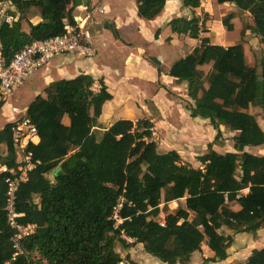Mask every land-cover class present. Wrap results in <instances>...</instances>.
I'll return each mask as SVG.
<instances>
[{"label": "trees", "instance_id": "trees-1", "mask_svg": "<svg viewBox=\"0 0 264 264\" xmlns=\"http://www.w3.org/2000/svg\"><path fill=\"white\" fill-rule=\"evenodd\" d=\"M216 3L249 14L253 25L247 29L264 45V0ZM3 4L8 5L5 13L14 17L0 31L5 63L32 42L63 35L64 18L74 23L68 7L75 0H0V8ZM165 4L136 0V10L143 20L152 21ZM182 6L195 10L200 0H182ZM31 8L38 10L40 21L29 23L25 33L21 17ZM233 18L229 14L221 20L227 32L233 30ZM205 22L195 15L168 22L172 34L198 44L172 63L167 75L186 85L190 118L208 122L215 140L220 127L234 133L233 151L220 154L209 143L206 153L196 158L199 167H193L176 151H159L148 120H117L99 131L102 107L112 99L104 82L84 73L54 81L43 90L44 97L36 96L26 108L39 136V143L28 147L38 164L18 189L16 210L22 215L19 222L35 229L20 241L16 256L11 243L15 232L6 223L5 176L0 175V264H139L122 258L117 244L123 249L140 245L163 264H189L203 243L212 252L204 262L218 263L228 258L233 235L264 231V155L246 150L264 146V131L249 112L259 109L264 121V58L249 66L242 43H210L202 36L208 33ZM105 28L119 37L113 25ZM149 62L160 74L159 63L152 58ZM206 65L210 69L204 73ZM10 127L7 123L0 130V145L5 146L0 164L8 167L15 165ZM182 199L183 206L167 214L161 226L160 204ZM119 203L117 223L112 217ZM232 203L238 210L230 208ZM236 264H264V246Z\"/></svg>", "mask_w": 264, "mask_h": 264}, {"label": "crops", "instance_id": "crops-1", "mask_svg": "<svg viewBox=\"0 0 264 264\" xmlns=\"http://www.w3.org/2000/svg\"><path fill=\"white\" fill-rule=\"evenodd\" d=\"M95 1L75 0L76 5L73 7L70 5L68 7L71 10L73 20L78 21L83 18L85 16L84 9L91 3L95 5ZM125 2L126 0H118L119 15H109L104 21L97 20V22L94 21L96 13L102 10L101 14H107L109 6H92L96 8V11L94 12L92 23L89 26L91 38L87 43L92 55L88 57L64 55L54 57L43 69L35 72L25 82L23 87L15 93L14 101L16 100V94L18 92H23L25 96L26 94H30L31 97L27 105L23 107L26 109L36 96H45L43 90L50 83L57 80L72 79L80 73H84L96 81L102 80L107 87V91L112 96V99L102 107V112L98 119L99 128L97 130L99 131L103 130V128H108L117 120L126 119L132 122L148 120L152 125V137L155 135L153 129L162 134L161 127L166 125L172 126L173 128L166 129L168 130L167 135L169 139L179 134L183 125H188L197 120L204 121L190 118L186 110L187 102H189L186 96V85L176 83L167 75L171 64L191 53L198 42L186 36H178L170 32L167 24L172 19L171 14H169L171 12L165 17H162L166 9L167 1L163 11L152 21L143 20L138 15L136 0L134 1L131 17L128 16L125 12L127 7ZM39 21L40 18L38 19ZM38 22H30V24H37ZM28 24L22 29L25 33L29 32ZM107 25L114 26L119 35L118 38H114L112 33L105 28ZM210 26L211 23L206 24L205 29L208 33L202 34L203 37H210L212 33ZM158 29L160 33L155 38V33ZM214 39L216 41L215 45L221 46L220 42L223 41V38L217 36ZM165 45L173 48L181 45L182 49L185 47L187 49L180 55L176 53L178 57L168 59L160 51ZM145 54H148L149 59H155L159 63L160 74H158L155 66L149 62V59L147 61L144 57ZM110 76H114L117 81L118 88L115 91H118V97L111 91ZM131 78H140L142 80L140 82L147 83L150 88L149 95L142 96L138 99L131 96L129 90L127 92ZM170 114L173 116L169 117ZM102 121L105 122V126L101 123ZM64 123L67 124L66 119H64ZM170 123L176 124V128ZM152 139L155 142L154 137ZM178 150L171 148L165 152L176 151L180 155ZM186 154L188 153L186 152ZM262 155H264V150ZM236 210H238V207L234 211ZM260 231H257L255 236H258ZM211 257L212 252L209 251L204 256V259Z\"/></svg>", "mask_w": 264, "mask_h": 264}, {"label": "rangeland", "instance_id": "rangeland-1", "mask_svg": "<svg viewBox=\"0 0 264 264\" xmlns=\"http://www.w3.org/2000/svg\"><path fill=\"white\" fill-rule=\"evenodd\" d=\"M134 1L135 0H126L125 2V5L127 6L125 12L130 17H131ZM166 1H167L166 9L162 17H165L169 12H171L169 14H171L172 18L175 17L189 18L193 15H197L201 19L206 20L205 28L207 23H211L210 27L212 29V33L209 37L210 43L215 44L216 41H214L215 40L214 38H216L217 36L223 38V41L220 42L221 46L223 47H229L237 43H242L245 60L249 66H255L256 64H258L261 58H264V45L260 44L258 39L254 37V35L251 34L250 31L247 29L248 27L253 25L252 19L249 16V14L239 12L231 4L219 5L216 3V0H204V6L202 7L199 6L195 10L184 8L182 6V0H166ZM94 3L95 5H92V3L87 5V8L84 9V13H86L85 10L91 11L96 9L92 6L95 7H101L102 5L109 6V11L107 12V14H101L99 12L96 13L94 19L95 22H97V20L104 21L106 17H108L109 15H113V14L119 15L118 0H96ZM7 7L8 5L3 4L1 9L6 10ZM229 14L234 16V18L230 21L231 24L233 25L232 32H227L221 24V20L226 16H228ZM21 18H22L21 28L23 29V27H26L27 24L30 22L31 23L38 22L39 12L37 9L31 8ZM241 37H242V41H240ZM186 49L187 47L182 49L181 45L180 46L177 45V47L175 48L165 45L163 48L160 49V51H162L166 55V58L172 59L173 57H178V55L186 51ZM176 53L178 54L177 56ZM144 57L148 61L149 59L148 54H145ZM209 69H210V65H206L201 68V70L204 73H207ZM109 79H110L111 91L116 95V97H118L119 96L117 94L118 91H115V89L118 88L117 81L114 78V76H110ZM140 81H142L140 78H131V82L129 83L130 86H128L129 89H127V92L129 90L130 95L136 99L142 96H148L150 91L149 85H147V83L144 84ZM95 88L98 89V84H96ZM16 95H17L16 100L12 101V103L19 107H25L31 97L30 94H26L25 96L23 92L22 93L18 92ZM249 112L255 116L257 123L264 131V121L262 120L261 111L257 108H250ZM172 116L173 115L171 114L169 115V117ZM10 119L11 118H10V114L8 113V106L1 108L0 130L9 122ZM101 123L104 126L106 125L104 121H102ZM172 125L174 126V128H176V124H172ZM161 128H162V134H160L159 131L153 129V132L155 133L153 137L155 142L157 143L159 151L165 152L167 149H171V148H175L177 150L179 149L178 150L180 152L179 156H181L182 162L185 164H190L193 167H199V163L197 162L196 158L206 153L207 151L206 146L208 143H212V149L220 154L233 151L232 149L233 143L231 138L234 135V133H231L227 129L220 127V136L217 140H215L216 131H214L206 121L197 120L188 125H183L179 134L169 139L167 132L169 129L173 127L166 125ZM4 150H5V146L0 145V155H2ZM247 150L251 154L262 155L264 146L261 148H248ZM186 152L188 154H186ZM183 204H184V199L178 201V203L171 202L165 206L163 204H160V209L162 210V212L158 219L162 220L167 214L174 213L177 206L178 205L183 206ZM237 207L238 206L235 205L234 203L230 204V208L232 210L237 209ZM219 232L225 235L231 233L230 231H227L225 229L223 230L221 229L219 230ZM263 232H264L263 230L260 231L258 236H255V234L252 235L246 233L233 235L234 241L228 251V258L227 260H225V262H218V263L204 262V256L208 254L209 250L206 247V245L203 243L201 247V253L196 254L189 264H227V263L236 264L238 262H243L246 260L247 256L250 255L253 249H260L261 247L264 246ZM126 240L129 243L133 242V240L127 238ZM116 251L122 258L129 256L131 260L139 264H163L160 261H158L156 258H153L152 256L145 253L140 245H135L129 249H123L119 244H117Z\"/></svg>", "mask_w": 264, "mask_h": 264}, {"label": "built area", "instance_id": "built-area-1", "mask_svg": "<svg viewBox=\"0 0 264 264\" xmlns=\"http://www.w3.org/2000/svg\"><path fill=\"white\" fill-rule=\"evenodd\" d=\"M200 6H204V0H200ZM96 9L85 10V16L78 21H71L68 18L62 20L64 34L52 38L35 41L23 47L9 63H5L2 56V45L0 43V109L8 106L11 124L10 133L12 147L15 153V165L8 167L0 164V175L5 176V212L6 223L15 235L11 239L12 247L16 251L14 256L20 253V241L31 235L35 229L32 224H21L22 217L16 210V194L21 184L27 180L28 173L35 169L38 162L33 161L32 153L28 150L30 145L39 143V136L36 127L27 117L26 109L14 105L15 93L25 82L37 71L43 69L56 56H81L92 55L87 46L91 38L89 26L92 23ZM102 13V10L98 11ZM14 17L7 15L5 10L0 8V31L4 24H11ZM225 201H227L225 199ZM121 203L113 212V219L120 223L118 212ZM163 226V220L160 221Z\"/></svg>", "mask_w": 264, "mask_h": 264}, {"label": "water", "instance_id": "water-1", "mask_svg": "<svg viewBox=\"0 0 264 264\" xmlns=\"http://www.w3.org/2000/svg\"><path fill=\"white\" fill-rule=\"evenodd\" d=\"M58 174H60V172H59ZM50 178H51V179L53 178V177H52V174L50 175Z\"/></svg>", "mask_w": 264, "mask_h": 264}]
</instances>
